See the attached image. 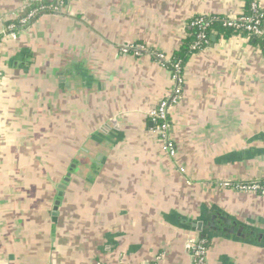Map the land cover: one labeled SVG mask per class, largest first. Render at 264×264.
I'll return each instance as SVG.
<instances>
[{
    "label": "crops",
    "instance_id": "crops-1",
    "mask_svg": "<svg viewBox=\"0 0 264 264\" xmlns=\"http://www.w3.org/2000/svg\"><path fill=\"white\" fill-rule=\"evenodd\" d=\"M61 1L14 39L31 0H0V264H195L205 230L206 264H264V194L220 185L264 182V53L212 37L190 58L175 156L149 117L175 89L154 55L264 0Z\"/></svg>",
    "mask_w": 264,
    "mask_h": 264
},
{
    "label": "built area",
    "instance_id": "built-area-1",
    "mask_svg": "<svg viewBox=\"0 0 264 264\" xmlns=\"http://www.w3.org/2000/svg\"><path fill=\"white\" fill-rule=\"evenodd\" d=\"M46 2H49L50 5H46ZM31 4H35L37 7L30 9L28 12H26V14L19 18V26L23 28L28 27L30 24L35 22L39 16H43L51 12L60 11L63 5L61 0H31ZM213 22H222L225 27L229 28H244V30H246L248 33L257 37L264 36V14L260 12L259 8L256 5H253L251 15L241 14L233 18H207L204 16L195 17L193 20H191L190 25L192 27L197 28L199 32L197 34V41L191 48L192 50L200 52L205 49L203 48V44H208V39L205 34V30L207 29L209 24ZM2 33L6 37H11L14 39H16L18 35L15 25L7 26V28ZM156 57L161 62V65L165 67H167L166 64L171 61V58L167 57L163 53L156 54ZM171 74L172 81L175 84L174 91L171 93L170 96L160 101L159 105L150 112L149 117L155 125L157 135L161 138L163 142L164 151L169 153L171 156H175L176 150L170 136V125L163 124V122L167 121L168 115L172 107L179 103V99L181 96L183 78L182 68L179 63L173 65ZM220 185L225 189H233L239 192H261L264 194V183H236L233 181H226L222 182ZM186 249L189 251L194 250L195 264H206L208 247L207 242L205 240L190 241L187 243ZM118 264L125 263L119 262Z\"/></svg>",
    "mask_w": 264,
    "mask_h": 264
},
{
    "label": "trees",
    "instance_id": "trees-1",
    "mask_svg": "<svg viewBox=\"0 0 264 264\" xmlns=\"http://www.w3.org/2000/svg\"><path fill=\"white\" fill-rule=\"evenodd\" d=\"M250 4H251L250 2H247L246 6H245V12L243 14H245V15H251L252 14V9H251V5ZM46 5H50V3L46 2ZM36 7L37 6L34 4V5L31 6L30 9L36 8ZM41 17L42 16H39L37 18V20L39 18H41ZM32 24H30V25H32ZM9 25H15L17 32L19 30L23 29V27L19 26V19L11 22ZM198 32H199V30L197 28H195V27H192L190 25V23H189V37L184 41L183 45L175 53L173 58H171V61L166 64L167 68L172 70L173 69V65L179 63L181 65L182 73H183L184 68H185L186 64L189 62L190 58L194 54L197 53V51H194L191 48L195 44V42L197 41ZM205 34H206L207 39H208V44H203V48H207L212 43V41H211L212 37H216L219 40V39H230V38H232L234 36H242V37L248 38L250 40V42L255 47L259 48L264 53V36L263 37L254 36V35L248 33L246 30H244V28H239V29L229 28V27H225L222 24V22H213V23L209 24V26L207 27V29L205 30ZM154 57H156V55H154ZM163 124L171 125V123H170V114L168 115L167 121L163 122ZM219 220H220L219 221V224H220L219 226L228 227V226L231 225V224H228L222 218H220ZM211 231L217 232V230L213 229V228H212ZM204 232H205V235H206L205 241H207V245H208V240L211 238L210 233H212V232L208 233L207 230H205ZM223 234H229V232L227 233V232L223 231Z\"/></svg>",
    "mask_w": 264,
    "mask_h": 264
},
{
    "label": "flooded vegetation",
    "instance_id": "flooded-vegetation-1",
    "mask_svg": "<svg viewBox=\"0 0 264 264\" xmlns=\"http://www.w3.org/2000/svg\"><path fill=\"white\" fill-rule=\"evenodd\" d=\"M230 224H231V225L228 226V227L219 226L220 224H217V223L215 224V227H214L213 224H212L213 226H212V225H211V226H212L213 229H216L217 231H218V230H219V231H222V230H224V229H226V228L231 229L233 226H239V225H236L235 222H234V223L232 222V223H230ZM234 232H235L234 234H237V235H238L239 233H241L243 238H247V237L250 238L249 235H253V237L256 239V238H257V235H258V234H255V233L253 234V232H249V233L247 234L245 231H243V230L241 231L238 227L235 228Z\"/></svg>",
    "mask_w": 264,
    "mask_h": 264
},
{
    "label": "water",
    "instance_id": "water-1",
    "mask_svg": "<svg viewBox=\"0 0 264 264\" xmlns=\"http://www.w3.org/2000/svg\"><path fill=\"white\" fill-rule=\"evenodd\" d=\"M212 40L215 41L214 38H213ZM221 218H222L223 220H225L228 224L231 223V221H230L229 219L224 218V217H221ZM235 224H236V223H235ZM213 225H214V227H215V223H213ZM213 225H212V226H213ZM236 225H237V224H236ZM236 227H238L241 231H242V230H243V231H247L246 228H244V227H242V226H233L231 229L226 228V229H224V230H222V231L227 232V233L229 232L230 234H233V233H235L234 230H235ZM198 229H199V230L202 229V224H200V225L198 226ZM254 233H255V232H253V234H254ZM255 234H256V233H255ZM258 235H259V234H258ZM238 236H241V237H242V234L239 233ZM202 238H205V235H203ZM198 240H199V239H198Z\"/></svg>",
    "mask_w": 264,
    "mask_h": 264
},
{
    "label": "rangeland",
    "instance_id": "rangeland-1",
    "mask_svg": "<svg viewBox=\"0 0 264 264\" xmlns=\"http://www.w3.org/2000/svg\"><path fill=\"white\" fill-rule=\"evenodd\" d=\"M118 264V263H117Z\"/></svg>",
    "mask_w": 264,
    "mask_h": 264
}]
</instances>
